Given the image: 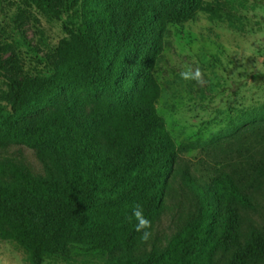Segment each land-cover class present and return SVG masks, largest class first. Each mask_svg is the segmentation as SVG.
Wrapping results in <instances>:
<instances>
[{"label": "trees", "instance_id": "16d2710c", "mask_svg": "<svg viewBox=\"0 0 264 264\" xmlns=\"http://www.w3.org/2000/svg\"><path fill=\"white\" fill-rule=\"evenodd\" d=\"M83 10L89 31H71L59 40L56 51L62 63L56 79L48 83L36 75L10 80L11 119L0 115V146H50L73 160L70 168L57 166L65 176L58 183L35 179L12 158L0 157V239L20 241L28 251V264H44L55 248L112 252L144 244L135 219L129 218L141 205L153 235L178 158L175 139L155 110L158 90L152 71L167 26L206 10L204 1L84 0ZM6 48L0 44V78ZM12 61L13 70L22 73L20 59L14 56ZM62 96L63 107L46 113L35 125L12 123L54 106ZM92 103L88 118L73 116L78 107ZM255 119L216 136L212 143L220 146L227 161L200 171L201 183L186 174L200 201L193 223L143 261L106 264H216L217 252L237 241L241 210L251 207L250 192L264 179V151L247 145L252 137L264 150V109ZM237 137L244 142L236 148L232 140ZM101 138L109 150L131 151L130 157L114 163L101 148ZM5 178L12 182L4 183ZM8 203L16 204L19 220L10 217ZM22 204L39 207L45 220L37 222ZM250 231L252 240L235 251L230 264L264 260V229L252 225Z\"/></svg>", "mask_w": 264, "mask_h": 264}, {"label": "rangeland", "instance_id": "374dc122", "mask_svg": "<svg viewBox=\"0 0 264 264\" xmlns=\"http://www.w3.org/2000/svg\"><path fill=\"white\" fill-rule=\"evenodd\" d=\"M206 10L190 20L170 23L162 51L152 71L156 85L155 110L178 146V158L168 181L164 208L152 238L138 248L112 252L88 250L82 246L55 248L44 264H106L117 259L145 260L154 250H164L169 242L193 223L199 214L198 195L186 181V174L201 183L200 171L220 166L227 155L212 141L221 133L255 123L256 113L264 109V0H203ZM181 3V2H180ZM84 0H0V44L5 45L4 76L0 78V115L11 119L13 89L10 80H25L40 75L51 83L62 58L56 51L60 39L71 31L87 33ZM21 61L16 73L12 57ZM191 68L201 73L200 81L184 80L181 73ZM63 96L54 106L29 116L14 125L28 127L49 112L62 108ZM94 103L78 107L73 116L88 118ZM142 109L147 112L145 107ZM101 148L119 163L130 157L109 150L103 138ZM237 148L244 139L232 140ZM223 144H226L224 142ZM253 151H264L252 137ZM237 155V154H236ZM0 157H10L35 179L63 183L65 176L57 166L70 168L72 157L50 146L30 148L7 142L0 146ZM10 178L4 183L10 184ZM251 207L241 210L242 223L237 241L217 252L216 264H230L237 249L252 240L251 226L264 229V179L250 192ZM37 222L45 220L37 206L22 204ZM10 217L19 220L17 206L8 203ZM28 251L18 240L0 239V264H28ZM258 264H264V260Z\"/></svg>", "mask_w": 264, "mask_h": 264}, {"label": "clouds", "instance_id": "9594fccd", "mask_svg": "<svg viewBox=\"0 0 264 264\" xmlns=\"http://www.w3.org/2000/svg\"><path fill=\"white\" fill-rule=\"evenodd\" d=\"M181 77L184 80H196L197 82H199L201 78V73L198 69L193 72L191 68H188L186 71L181 73ZM133 218L136 221L135 230L141 234V242L147 243L152 237V232L150 231L152 225L151 221L147 217H145L141 205L137 204L133 208L132 217H130L129 219L131 220Z\"/></svg>", "mask_w": 264, "mask_h": 264}]
</instances>
